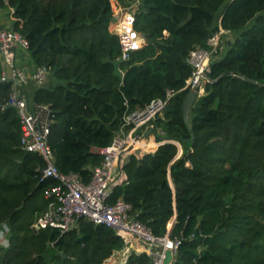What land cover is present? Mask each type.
<instances>
[{
  "label": "trees",
  "instance_id": "16d2710c",
  "mask_svg": "<svg viewBox=\"0 0 264 264\" xmlns=\"http://www.w3.org/2000/svg\"><path fill=\"white\" fill-rule=\"evenodd\" d=\"M116 3L132 9L145 36L127 62L117 61ZM4 28L27 39L22 54L33 66L49 70L30 99L52 112L49 145L60 172L89 181L123 116L170 91L149 132L160 146L129 156L111 201L130 204L154 236L181 240L173 264H264V0H0ZM219 28L235 38L212 58L187 126L188 58ZM10 92L0 83L2 101ZM43 165L22 149L16 109L0 111V225L10 228L0 264H117L124 243L103 225L79 220L65 235L34 228L55 185L40 181ZM124 264L150 259L131 252Z\"/></svg>",
  "mask_w": 264,
  "mask_h": 264
},
{
  "label": "built area",
  "instance_id": "2783aa9c",
  "mask_svg": "<svg viewBox=\"0 0 264 264\" xmlns=\"http://www.w3.org/2000/svg\"><path fill=\"white\" fill-rule=\"evenodd\" d=\"M135 16L131 8L119 9L114 25L118 37L120 55L118 62H127L131 54L144 44L142 35L134 28ZM226 32L219 28L207 41V49H196L189 55L192 75L186 81L185 88L195 89L197 97L203 94V85L208 81L205 75L210 72V63L222 46ZM27 39L11 29H0V60L2 69L0 83L10 84L11 92L7 100L0 97V111L14 108L19 117L22 149L38 155L43 161L40 181L52 180L55 185L47 188L43 194L44 210L37 216L34 228L38 230H57L61 235L72 231L79 220L94 225H103L115 232L124 247L113 256L116 260L125 252L145 253L150 264H164L165 253H171L174 262L181 240L165 235L156 237L145 225L131 216V205L122 199L112 200L113 189L122 183L121 174L128 152L136 150L144 137V132L153 129V121L162 114L173 93L168 91L164 99H155L143 110L123 116L121 127L111 144L97 150L102 156L98 166L91 169V177L85 182L78 173H62L55 165L49 145L53 124L52 112L46 105L29 102L25 90L29 85L43 86L49 79V70L45 66L28 68L18 64L17 55L28 50ZM121 74L123 72L121 71ZM10 228L0 225V249L10 246ZM133 242L139 243L133 248ZM126 250V251H125ZM130 252V253H131ZM129 254L119 264H124Z\"/></svg>",
  "mask_w": 264,
  "mask_h": 264
},
{
  "label": "crops",
  "instance_id": "0c3cea01",
  "mask_svg": "<svg viewBox=\"0 0 264 264\" xmlns=\"http://www.w3.org/2000/svg\"><path fill=\"white\" fill-rule=\"evenodd\" d=\"M8 26H10L9 23H8ZM17 61H18V64H22V66L23 65L27 66L30 69L35 67L29 62L30 58L27 54L19 53V55L17 57ZM34 89H35L34 85L33 86L29 85L26 88L25 93H26V96L28 97V99L32 96V92ZM159 146H160V143H156L153 135H150L149 132L146 131V132H144L143 139L141 140V142L139 144H137L136 150L133 153H135L136 151H140L141 155H143L144 153H154ZM131 153L132 152H128L126 158L129 157L130 155H132ZM120 177H121V180L124 181V178H125L124 172L121 174ZM172 223H173V220H172ZM170 227H171V223L168 225V230L170 229ZM137 246H138L137 243L133 242L132 247L138 248L139 246L138 247Z\"/></svg>",
  "mask_w": 264,
  "mask_h": 264
},
{
  "label": "water",
  "instance_id": "95a60500",
  "mask_svg": "<svg viewBox=\"0 0 264 264\" xmlns=\"http://www.w3.org/2000/svg\"><path fill=\"white\" fill-rule=\"evenodd\" d=\"M142 39H145V36L142 35ZM206 78H208V75H205ZM197 98V91L196 88L195 89H191L188 91L187 95L185 96L184 102H183V115H184V120L187 124V126H189V113H190V109L193 106L195 100ZM136 155H140V151H136L135 152ZM127 162V160L125 161V163ZM63 258H66L65 255H62ZM165 260H164V264H173L171 263V253L169 251H167L165 253Z\"/></svg>",
  "mask_w": 264,
  "mask_h": 264
},
{
  "label": "rangeland",
  "instance_id": "374dc122",
  "mask_svg": "<svg viewBox=\"0 0 264 264\" xmlns=\"http://www.w3.org/2000/svg\"><path fill=\"white\" fill-rule=\"evenodd\" d=\"M116 7H118L119 9H123V8H127V7H124V6H122V5H118L117 3H116ZM234 38H235V35L234 34H229V33H226L225 35H224V38H223V42H222V45H224L226 42H229V41H233L234 40ZM33 86V85H32ZM203 95V94H202ZM29 102H31V99L29 98ZM154 137V136H153ZM181 149H179V152H178V156H181ZM145 154V153H144ZM32 207V200H30V201H28V203L26 204V206H25V213H28L29 212V208H31ZM126 251V250H125ZM131 252V251H130ZM130 252H128V251H126L125 253V256L127 255V254H130ZM125 256H124V254H120L119 256H116L117 257V259H116V261H117V264H119V263H121L122 261H123V258H125Z\"/></svg>",
  "mask_w": 264,
  "mask_h": 264
}]
</instances>
